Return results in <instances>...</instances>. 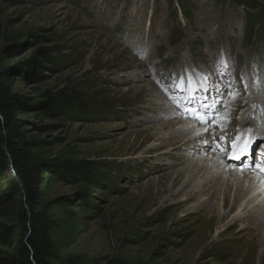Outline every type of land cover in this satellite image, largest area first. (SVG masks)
Masks as SVG:
<instances>
[{
    "label": "rangeland",
    "instance_id": "1",
    "mask_svg": "<svg viewBox=\"0 0 264 264\" xmlns=\"http://www.w3.org/2000/svg\"><path fill=\"white\" fill-rule=\"evenodd\" d=\"M255 1L264 7V0ZM184 2L191 20L179 12L174 16L180 0H0V68L10 71L12 93L29 98L64 89L79 93L87 103L85 113L71 118L17 116L26 122V135L49 143L35 152L38 159L97 167L90 179L68 176L67 181L46 168L39 173L42 203L57 225L52 264H106L112 259L126 264H260V248L248 258L246 223L228 228L230 217L213 225L212 211L195 207L206 190L188 204L183 196L169 200L163 192L173 171L200 157L185 150L190 146L169 147L176 138L184 139L185 132L155 151L148 150L158 142L144 140V130L155 128V133L171 122L164 115L167 104H179L172 79L178 78L181 57L207 69L221 50L234 57L241 74L252 76L253 105L262 114L250 119L256 114L236 103L235 109H227L232 113L228 136L238 135L241 116L264 128V87L257 89L264 74V21H257L244 37L245 20L253 17L245 8H252L249 3ZM210 27L217 33H207ZM45 49L49 60L39 67L42 79L24 81V75L33 73L24 63L41 61ZM142 86L152 91L136 96ZM6 178L0 174V226L17 237L23 210L18 195L2 199ZM227 185L205 198L221 213V192L232 190ZM259 214L263 218L264 209ZM12 253L13 247L0 238V258Z\"/></svg>",
    "mask_w": 264,
    "mask_h": 264
},
{
    "label": "trees",
    "instance_id": "2",
    "mask_svg": "<svg viewBox=\"0 0 264 264\" xmlns=\"http://www.w3.org/2000/svg\"><path fill=\"white\" fill-rule=\"evenodd\" d=\"M7 1L20 2V0ZM235 2L243 5L249 3L252 8H260L264 16V7L259 6L255 0H235ZM41 54V61L30 58L24 63L26 70L33 72L22 75L24 81L30 83V79L36 81L42 79L39 67L43 61L49 60V50H42ZM9 82V69L0 68V174L10 177L5 179V193L2 199L11 201L12 196L18 195V202L23 210L24 225L17 237L9 228L0 226V238L13 247V253L1 257L0 264H52L57 256L55 244L57 225L56 220L50 215L48 205L42 203L39 173L46 168L67 181L68 176L77 180L81 177L90 179L97 167L84 162L71 165L38 159L35 152L49 143L26 135V122L18 119L17 116L35 113L46 119L71 118L85 113L84 107L87 103L79 93L67 92L64 89L55 94L45 92L40 97H19L12 93ZM32 126L40 131L48 129L42 125L32 124ZM106 264L126 263L112 259Z\"/></svg>",
    "mask_w": 264,
    "mask_h": 264
},
{
    "label": "bare ground",
    "instance_id": "3",
    "mask_svg": "<svg viewBox=\"0 0 264 264\" xmlns=\"http://www.w3.org/2000/svg\"><path fill=\"white\" fill-rule=\"evenodd\" d=\"M135 91L136 96H138L144 92H150L152 89L148 86H142ZM178 125L179 122L176 123L171 121L160 125V127L163 128L156 129L155 133L152 132L155 128L144 130L147 132L144 140L153 139L158 142L156 146H151L148 151H155L170 137L187 131L186 128L188 126L186 124H183L181 127H178ZM166 130H170V132H166ZM187 137L188 135L186 134L184 139L176 138L175 141L173 140L174 142L169 144V147L177 148L186 145L185 147L188 148V146H190V140L188 141ZM148 153L150 152L146 154ZM204 159L203 157H198L190 161L183 168L173 171L170 174L171 176L168 177L169 181L164 186L163 192L168 196L169 200L176 201L179 197L183 196L184 200H182V202L188 204L196 199L197 194L206 190L208 192L207 195L201 197L195 204V207L197 206L198 209L204 207L210 209V212L212 211L213 214L210 221L213 225L224 222L230 219V217L232 218L229 220L228 228L233 227L239 222L246 223L243 224L242 227L244 226V229L249 232L246 250L249 256L248 258H251L256 250L260 248L262 254L260 264H264V217L261 219L258 217L261 210L264 209V187L261 179L254 172H244L238 168H232L230 170L224 169L219 160L215 157H210L207 163L204 162L200 165V161ZM193 180L194 182H192ZM226 182L228 183L227 186H229L230 182L232 190L229 192L225 189L221 192V208L223 211V213H221L218 212L217 209H214L213 205H209L205 198L212 196L213 194H211V191L219 185L225 186L227 184ZM203 199L205 200L203 201ZM244 202L246 204H244ZM253 204L254 206H252ZM243 206L244 208L241 214L237 215L238 209ZM260 231L263 233L262 238H260Z\"/></svg>",
    "mask_w": 264,
    "mask_h": 264
},
{
    "label": "snow or ice",
    "instance_id": "4",
    "mask_svg": "<svg viewBox=\"0 0 264 264\" xmlns=\"http://www.w3.org/2000/svg\"><path fill=\"white\" fill-rule=\"evenodd\" d=\"M204 79H209V76L207 74L204 75ZM178 87H181V90H183V87L182 85H178ZM208 89L205 88V91H207ZM235 95V94H234ZM195 96H194V93L190 95V99H194ZM240 142L239 140L237 141H233V147H236L238 148L240 146ZM250 142V141H249ZM247 149V145H245V150ZM261 171H264V168L261 169Z\"/></svg>",
    "mask_w": 264,
    "mask_h": 264
}]
</instances>
